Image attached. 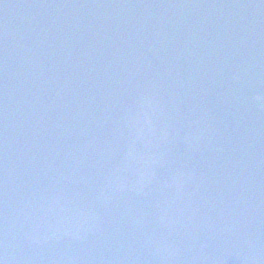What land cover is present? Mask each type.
<instances>
[{
	"label": "water",
	"instance_id": "1",
	"mask_svg": "<svg viewBox=\"0 0 264 264\" xmlns=\"http://www.w3.org/2000/svg\"><path fill=\"white\" fill-rule=\"evenodd\" d=\"M2 264H264V0H0Z\"/></svg>",
	"mask_w": 264,
	"mask_h": 264
},
{
	"label": "clouds",
	"instance_id": "2",
	"mask_svg": "<svg viewBox=\"0 0 264 264\" xmlns=\"http://www.w3.org/2000/svg\"><path fill=\"white\" fill-rule=\"evenodd\" d=\"M0 264H2V261H0Z\"/></svg>",
	"mask_w": 264,
	"mask_h": 264
}]
</instances>
